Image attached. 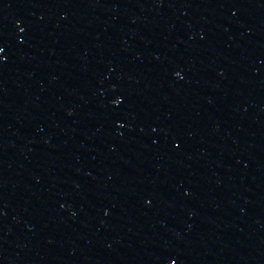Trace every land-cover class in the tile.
<instances>
[{"label": "water", "instance_id": "95a60500", "mask_svg": "<svg viewBox=\"0 0 264 264\" xmlns=\"http://www.w3.org/2000/svg\"><path fill=\"white\" fill-rule=\"evenodd\" d=\"M122 0H0V133L68 66Z\"/></svg>", "mask_w": 264, "mask_h": 264}]
</instances>
